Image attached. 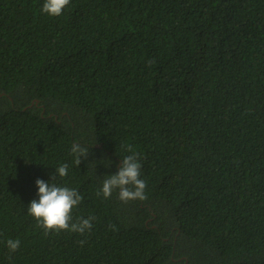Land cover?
<instances>
[{"label":"trees","instance_id":"1","mask_svg":"<svg viewBox=\"0 0 264 264\" xmlns=\"http://www.w3.org/2000/svg\"><path fill=\"white\" fill-rule=\"evenodd\" d=\"M44 2L0 0V264H264V0ZM125 144L145 200L97 195ZM37 179L92 229L46 234Z\"/></svg>","mask_w":264,"mask_h":264},{"label":"clouds","instance_id":"2","mask_svg":"<svg viewBox=\"0 0 264 264\" xmlns=\"http://www.w3.org/2000/svg\"><path fill=\"white\" fill-rule=\"evenodd\" d=\"M70 2L71 0H45L41 10L49 16H59ZM123 148L130 154L123 157L117 173L107 175L103 181L101 192H98L97 195L102 194L105 198H109L114 190L119 189L118 197L124 202L134 199L145 200L147 199L145 195L146 183L140 178L142 165L139 154L130 144L123 145ZM71 151L76 157L75 163L80 165L81 158L86 157L89 150L76 143L72 145ZM55 170L51 181H54L57 175L59 177L68 175L66 163ZM36 185L38 186L39 199H33L30 202L28 213L37 220L46 234L51 231L57 233L70 231L83 235L92 229L94 216L77 218L73 222L72 211L83 200V196L76 189L46 182L43 179H37ZM110 227L114 226L110 225ZM80 243L83 244L85 241H80ZM7 245L11 252H15L20 245V240L9 239Z\"/></svg>","mask_w":264,"mask_h":264},{"label":"water","instance_id":"3","mask_svg":"<svg viewBox=\"0 0 264 264\" xmlns=\"http://www.w3.org/2000/svg\"><path fill=\"white\" fill-rule=\"evenodd\" d=\"M38 101H39V100H36V102H33V103H38ZM33 103H32L31 105H29V106H32V105H33Z\"/></svg>","mask_w":264,"mask_h":264}]
</instances>
